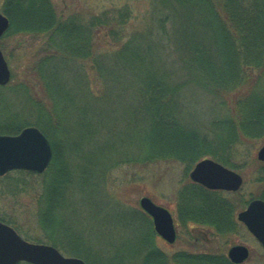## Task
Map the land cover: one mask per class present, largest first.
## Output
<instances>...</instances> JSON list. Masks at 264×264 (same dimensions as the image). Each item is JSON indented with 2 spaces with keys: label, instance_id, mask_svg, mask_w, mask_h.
<instances>
[{
  "label": "trees",
  "instance_id": "1",
  "mask_svg": "<svg viewBox=\"0 0 264 264\" xmlns=\"http://www.w3.org/2000/svg\"><path fill=\"white\" fill-rule=\"evenodd\" d=\"M0 10L9 21L0 39L3 53L10 37L45 38L32 66L43 98L33 99L24 91L33 108L28 112H35V119L19 120L14 112L0 118V134L15 135L35 126L53 151L42 174L15 170L0 177L6 180V187L1 188L13 191L23 189L25 179L42 178L38 208L43 239L22 233L28 241L59 249L63 242L55 236L50 219L63 205L64 190L74 186L76 176L67 170L68 163L53 138L66 132L63 120L68 117L74 119L79 137L82 131L88 138L95 133L88 131L77 98L81 89L94 93L90 74L100 79L102 94L134 98L133 118L127 124L133 125L136 148L132 153L120 151L116 164L173 161L184 164L187 171L197 161L211 158L236 169L234 147L247 140H264V0H153L145 13L147 23L127 35L116 30V55L111 58L94 56L90 38L96 23L108 27L111 16L104 14L88 22L79 16L61 19L52 0H2ZM130 12L128 7L116 10L117 23H126ZM86 61L91 63L89 70L82 66ZM7 88L8 84L0 87ZM202 96L211 102L207 123L191 119L188 109L189 98ZM129 129L121 141L129 139ZM121 130L116 126L122 135ZM259 171L258 182L264 184V163ZM237 194L188 182L178 193L177 222L180 227L204 231L206 236L231 234L237 226L235 212L246 205ZM254 197L264 201V188ZM134 214L141 217L138 211ZM0 221L20 232L5 216L0 215ZM143 236L135 243L139 261L128 264H232L224 254L209 250L167 256L154 246L151 227ZM111 260L116 262V253ZM106 263L98 260V264ZM122 263L126 262H118Z\"/></svg>",
  "mask_w": 264,
  "mask_h": 264
},
{
  "label": "rangeland",
  "instance_id": "2",
  "mask_svg": "<svg viewBox=\"0 0 264 264\" xmlns=\"http://www.w3.org/2000/svg\"><path fill=\"white\" fill-rule=\"evenodd\" d=\"M152 1L52 0L61 19L79 16L88 22L104 14L112 17L108 27H103L98 22L90 31L92 54L98 58L116 55V30L127 35L129 31L148 22L144 17ZM1 2L2 0L0 4ZM124 7L130 8V18L120 25L117 23L119 19L116 10ZM44 42L43 37L22 35L6 40L3 55L11 76L7 90L0 89V118L14 112L19 120L35 119V112H28L33 108L24 91L27 90L33 99L43 98L42 88L32 66L41 55L39 53ZM82 66L88 70L92 68L88 61L83 62ZM95 77L91 74L89 77L94 93L81 89L77 96L84 111L82 119L88 124V131H95L93 136L88 138L89 134L82 131V137H79V130L74 129V119L68 117L63 120L66 132L53 138L68 163L67 170L76 176L74 186L64 190L63 205L52 213L50 219L55 236L63 241L60 249L58 248L59 252L65 256L84 258L89 264H98L99 259L105 260L106 264L138 262L135 243L144 238L143 235L151 227L154 246L167 256L179 251L207 250L226 256L231 246L244 245L250 254L241 264H264V250L245 226L236 220V214L244 207L235 212L237 226L231 234L206 236L204 240L201 233L179 226L178 237L173 244L164 242L155 234L150 219L140 210L138 201L142 197H148L155 204L174 211L176 215L178 193L184 185L191 182L188 177L191 168L186 171L184 164L173 161L145 165L116 164L120 151L125 149L132 153L136 148V133L131 129L133 125L127 124L133 118L131 105L134 104V98L102 94L100 79ZM95 93L99 95V99ZM210 104L209 97L189 98L191 119L207 123L211 115ZM193 121L192 125L197 127ZM116 126L123 129L122 135L116 132ZM126 128H130V136L125 142L121 138H124ZM263 142L264 140H247L234 147L232 160L238 168L230 169L243 179L235 196L245 200L246 204L257 198L254 196L264 188V184L258 182L262 162L256 159V152ZM41 179H25V187H19L17 191L11 188L3 190L1 187H6V180H0V215L12 220L23 238L26 235L35 240L43 239L44 233L40 227L42 219L38 208ZM136 211L142 218L133 216ZM70 248L75 249L76 255L75 252L71 253ZM114 253L116 262L111 260Z\"/></svg>",
  "mask_w": 264,
  "mask_h": 264
},
{
  "label": "water",
  "instance_id": "3",
  "mask_svg": "<svg viewBox=\"0 0 264 264\" xmlns=\"http://www.w3.org/2000/svg\"><path fill=\"white\" fill-rule=\"evenodd\" d=\"M9 27L8 18L0 11V38ZM10 69L0 49V86L10 80ZM52 158L47 138L34 126L23 128L16 135L0 134V176L12 170L42 173ZM256 159L264 162V142L256 152ZM189 179L209 190L235 192L243 179L237 172L211 158L196 162L188 174ZM139 208L152 220L153 228L168 243L175 240V229L170 212L148 197L138 201ZM238 222L264 249V201L252 199L236 214ZM244 245L231 246L226 257L232 264H241L249 257ZM86 264L77 257L64 256L55 247L24 240L11 226L0 221V264Z\"/></svg>",
  "mask_w": 264,
  "mask_h": 264
},
{
  "label": "flooded vegetation",
  "instance_id": "4",
  "mask_svg": "<svg viewBox=\"0 0 264 264\" xmlns=\"http://www.w3.org/2000/svg\"><path fill=\"white\" fill-rule=\"evenodd\" d=\"M197 184V183H196ZM201 186V185H200ZM204 188V187H203ZM206 189V188H205ZM209 190V189H208ZM214 191V190H213ZM169 212H170V214H171V217H172V219H173V225H174V229H175V240H174V242L176 241V239H177V237H178V227L180 226L179 224H178V222H177V218H176V215L174 214V211H170V210H168ZM150 219V221H151V223H152V220H151V218H149ZM153 225V224H152ZM153 227V226H152ZM197 233H201L202 235H204L205 237H204V240H206V233L204 232V231H201V230H198V229H196L195 230ZM156 234V233H155ZM157 235V234H156ZM158 236V235H157ZM158 237H160V236H158ZM161 238V237H160ZM162 239V238H161ZM164 242H166L164 239H162ZM173 242V243H174ZM166 243H168V242H166ZM173 243H168V244H173Z\"/></svg>",
  "mask_w": 264,
  "mask_h": 264
}]
</instances>
